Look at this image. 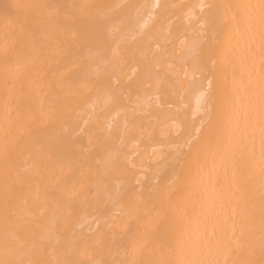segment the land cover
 I'll return each mask as SVG.
<instances>
[{"label":"bare ground","instance_id":"6f19581e","mask_svg":"<svg viewBox=\"0 0 264 264\" xmlns=\"http://www.w3.org/2000/svg\"><path fill=\"white\" fill-rule=\"evenodd\" d=\"M264 0H0V261L264 264Z\"/></svg>","mask_w":264,"mask_h":264},{"label":"snow or ice","instance_id":"6c2138e0","mask_svg":"<svg viewBox=\"0 0 264 264\" xmlns=\"http://www.w3.org/2000/svg\"><path fill=\"white\" fill-rule=\"evenodd\" d=\"M262 7H264V3H262ZM264 207V205H262ZM0 264H6V262L0 261Z\"/></svg>","mask_w":264,"mask_h":264}]
</instances>
